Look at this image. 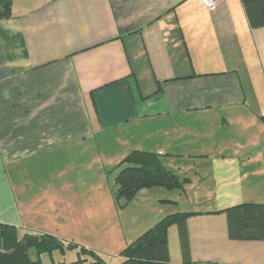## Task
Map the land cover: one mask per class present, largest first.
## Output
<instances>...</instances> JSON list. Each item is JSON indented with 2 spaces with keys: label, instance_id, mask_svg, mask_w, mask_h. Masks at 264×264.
I'll return each instance as SVG.
<instances>
[{
  "label": "crops",
  "instance_id": "0c3cea01",
  "mask_svg": "<svg viewBox=\"0 0 264 264\" xmlns=\"http://www.w3.org/2000/svg\"><path fill=\"white\" fill-rule=\"evenodd\" d=\"M12 1L0 19V223L124 259L161 219L192 212L190 264H264V239L232 238L225 210L264 203V26L243 1ZM133 150L172 172L173 159L205 160V206L183 205L185 185L116 203L108 172ZM65 201L97 220L68 219ZM170 261L183 263L181 247Z\"/></svg>",
  "mask_w": 264,
  "mask_h": 264
},
{
  "label": "trees",
  "instance_id": "16d2710c",
  "mask_svg": "<svg viewBox=\"0 0 264 264\" xmlns=\"http://www.w3.org/2000/svg\"><path fill=\"white\" fill-rule=\"evenodd\" d=\"M252 27L264 26V0H242ZM12 0H0V19L12 16ZM117 167L114 198L121 206L130 202L143 188L163 186L182 188L176 174L166 167L153 151L133 150ZM229 218V233L236 239H264V203H243L225 209ZM192 212L167 215L129 243L121 252L124 259L119 264H174L170 261L168 232L176 224L182 264L191 263L187 218ZM69 249L78 250V259L44 262V253ZM102 255L94 249L51 234L31 230L21 232L11 224L0 223V264H103Z\"/></svg>",
  "mask_w": 264,
  "mask_h": 264
},
{
  "label": "rangeland",
  "instance_id": "374dc122",
  "mask_svg": "<svg viewBox=\"0 0 264 264\" xmlns=\"http://www.w3.org/2000/svg\"><path fill=\"white\" fill-rule=\"evenodd\" d=\"M173 172L177 174L178 178L184 182L185 185V193L182 195L181 199L184 205V201L195 202L199 204L200 206H205V186L206 187H213L215 176L212 175L210 169L208 167H205V160H194V159H187V160H178L173 159L171 160V164ZM111 170L108 172V179H106V184L110 186L113 185L115 181L116 174L118 172V169L115 171ZM156 191H164V195H158L160 196H166L169 197L173 195L174 193H178V191L169 192L170 190L159 187L154 188ZM160 189V190H159ZM179 194V193H178ZM202 194V195H200ZM178 196V195H177ZM30 198L28 203H32V206H35L41 196L37 197H26L25 199ZM106 197H102L100 194L97 196V206L100 208L101 205L105 204ZM21 199H24L21 197ZM104 199V200H102ZM185 206V205H184ZM62 207V213L65 217H67L70 220H78L80 222H83L84 220H97L96 213L89 211L91 207H88L87 203L83 201L82 206H80V211H78L77 206L72 205L69 201L61 202ZM107 207V206H106ZM23 208L25 209V204H23ZM23 209V210H24ZM93 209V208H92ZM100 213V212H99ZM175 232L173 237V233L170 234V243L169 247L171 249L172 253V259L174 258L175 254V246L178 251H180V242H179V234H178V228L174 227ZM25 230V229H24ZM24 230H20L21 232H24ZM78 250H68L67 253L64 255L63 252L57 250L53 254L44 253L42 255L44 262H50L52 260L59 261V260H65L67 262L73 261L78 259ZM100 253V252H99ZM101 255L104 259L103 264H119L123 259L115 258L114 256H111L109 254H105L101 252Z\"/></svg>",
  "mask_w": 264,
  "mask_h": 264
},
{
  "label": "built area",
  "instance_id": "2783aa9c",
  "mask_svg": "<svg viewBox=\"0 0 264 264\" xmlns=\"http://www.w3.org/2000/svg\"><path fill=\"white\" fill-rule=\"evenodd\" d=\"M203 1L209 7H214L217 3V0H203Z\"/></svg>",
  "mask_w": 264,
  "mask_h": 264
}]
</instances>
